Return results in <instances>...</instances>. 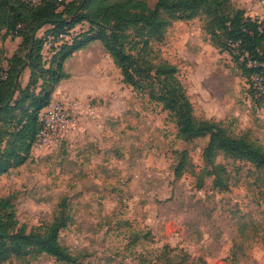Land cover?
<instances>
[{
    "label": "rangeland",
    "instance_id": "1",
    "mask_svg": "<svg viewBox=\"0 0 264 264\" xmlns=\"http://www.w3.org/2000/svg\"><path fill=\"white\" fill-rule=\"evenodd\" d=\"M233 2L264 16L259 0ZM88 29L80 24L74 35ZM3 35L0 60L21 43ZM144 57L178 68L198 121L221 123L264 147V101L256 102L238 63L211 40L206 15L172 21ZM64 70L69 77L52 100H79V126L0 175V197L9 198L21 224L51 223L65 200L70 220L60 240L78 258L74 264H264V168L219 154L224 185L214 186L209 168L198 186L209 136H180L174 114L126 84L99 39L75 51ZM184 150L194 166L177 178ZM0 264L67 263L41 254Z\"/></svg>",
    "mask_w": 264,
    "mask_h": 264
},
{
    "label": "trees",
    "instance_id": "2",
    "mask_svg": "<svg viewBox=\"0 0 264 264\" xmlns=\"http://www.w3.org/2000/svg\"><path fill=\"white\" fill-rule=\"evenodd\" d=\"M200 14L206 15L211 40L229 52L250 82L256 102H263L264 97L256 96L252 77L260 73L264 79V20L252 18L233 0H157L154 7L147 0H46L37 6L20 0H0L2 39L20 38L18 52L25 51L24 56L14 52L0 60V175L28 160L41 128L40 114L52 100L55 86L69 77L64 70L65 60L94 39L102 42L126 84L148 94L174 114L180 136H209L202 153L206 167L199 172L198 186L209 168L215 177L214 186L224 185L226 169L216 161L219 154L264 168L261 144L244 136H232L221 123L198 121L178 68L167 61L154 64L144 57L151 40L163 38L172 21L190 20ZM85 23L89 25L87 31L73 34L70 43L60 45L51 59L45 60L47 34L65 33ZM47 25L52 28L38 37ZM27 67L29 81L22 86L21 77ZM188 165L194 166L188 150H184L175 167L177 178ZM65 203L64 200L59 205L51 223L28 230L18 221L9 198L0 197V263L12 258L29 261L41 254L61 263H76L78 258L60 240V232L70 220Z\"/></svg>",
    "mask_w": 264,
    "mask_h": 264
},
{
    "label": "built area",
    "instance_id": "3",
    "mask_svg": "<svg viewBox=\"0 0 264 264\" xmlns=\"http://www.w3.org/2000/svg\"><path fill=\"white\" fill-rule=\"evenodd\" d=\"M30 6H37L46 0H20ZM57 2H63L65 0H56ZM259 4L264 8V0H259ZM252 17V16H251ZM254 18V17H252ZM259 20H264L263 17H256ZM74 30H69L65 33L58 35L47 34L45 36V43L43 47V55L45 60L51 59V56L56 53L59 46L64 43H70ZM46 54L48 56H46ZM8 67L5 66V71ZM2 77L6 75L3 73ZM252 85L256 91L258 98L264 97V79L260 73H256L252 77ZM81 119V103L77 99L65 100L55 99L42 110L40 114L41 128L37 135V139L33 145V148L43 150L45 147L63 140L71 132H73L78 126Z\"/></svg>",
    "mask_w": 264,
    "mask_h": 264
},
{
    "label": "crops",
    "instance_id": "4",
    "mask_svg": "<svg viewBox=\"0 0 264 264\" xmlns=\"http://www.w3.org/2000/svg\"><path fill=\"white\" fill-rule=\"evenodd\" d=\"M50 28H52V26H50V25H47V26H45L43 29H41L40 31H39V33H38V37H42ZM8 38H10V37H7L6 39H8ZM19 39V38H18ZM20 40V39H19ZM21 41V40H20ZM20 41H19V43H20ZM29 77H30V70H29V68L27 67L26 69H25V71L23 72V75H22V77H21V84H22V86H26L27 85V83H28V81H29ZM57 95H54V98L55 99H57ZM53 98V99H54ZM54 99V100H55Z\"/></svg>",
    "mask_w": 264,
    "mask_h": 264
}]
</instances>
